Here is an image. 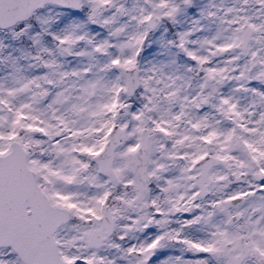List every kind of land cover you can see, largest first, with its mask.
Wrapping results in <instances>:
<instances>
[{
    "label": "snow or ice",
    "instance_id": "1",
    "mask_svg": "<svg viewBox=\"0 0 264 264\" xmlns=\"http://www.w3.org/2000/svg\"><path fill=\"white\" fill-rule=\"evenodd\" d=\"M0 264H264V0H0Z\"/></svg>",
    "mask_w": 264,
    "mask_h": 264
}]
</instances>
